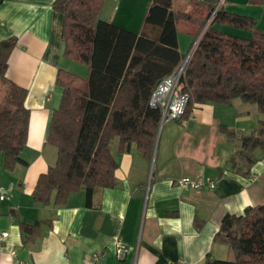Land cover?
Returning a JSON list of instances; mask_svg holds the SVG:
<instances>
[{"label": "crops", "instance_id": "obj_1", "mask_svg": "<svg viewBox=\"0 0 264 264\" xmlns=\"http://www.w3.org/2000/svg\"><path fill=\"white\" fill-rule=\"evenodd\" d=\"M152 0H103L98 17L139 31ZM54 0H0V38L16 37L8 57L6 77L27 88L29 109L23 160L0 169V264H202L207 255L226 258L225 243L214 235L225 213L240 214L247 205L264 202V157L249 174L230 169L237 144L219 126L242 133L264 118L255 103L234 98L230 103H196L178 119L158 127L153 151L144 155L135 144L118 151L115 184L98 187L86 203L83 190L71 192L64 205L37 203L32 190L41 172L56 160L55 145L45 141L51 112L59 105V68L85 76L87 67L64 54L62 14ZM225 10L248 15L264 32V0H222ZM175 12L188 9L186 0H172ZM126 20V23H124ZM132 24V25H129ZM132 26H139L135 29ZM178 47L189 52L201 29L196 21L179 18ZM226 31L247 35L242 29ZM199 30V31H198ZM202 175L213 188H180L175 179ZM39 221V232L24 243L20 222ZM118 243L128 246L122 257ZM103 250L98 259L93 253Z\"/></svg>", "mask_w": 264, "mask_h": 264}, {"label": "trees", "instance_id": "obj_2", "mask_svg": "<svg viewBox=\"0 0 264 264\" xmlns=\"http://www.w3.org/2000/svg\"><path fill=\"white\" fill-rule=\"evenodd\" d=\"M218 1L188 0L194 13L204 11L202 17L188 9L175 12L172 0H152L143 28L133 31L98 17L103 0H54L53 7L62 14L64 54L85 64L87 72L81 76L64 68L57 71L62 93L45 139L55 145L56 160L38 175L31 193L35 202L61 206L71 192L83 190L90 204L96 188L113 186L115 137L120 152L135 144L144 155L152 153L160 112L149 97L157 82L184 59L177 38L180 17L196 21L199 29L207 22L179 78L188 96L183 115L196 103H230L234 98L255 103L264 114V32L253 17L229 12L222 2L217 6ZM16 41L15 36L0 38V83L7 85L0 100V169L6 170L23 162L29 116L27 88L5 75ZM219 128L237 144L229 168L249 174L264 157V118L249 133L225 123ZM20 228L26 243L39 232V221L20 222ZM214 240L225 243L229 254L207 255L202 264H264V202L247 205L240 214L225 213Z\"/></svg>", "mask_w": 264, "mask_h": 264}, {"label": "built area", "instance_id": "obj_3", "mask_svg": "<svg viewBox=\"0 0 264 264\" xmlns=\"http://www.w3.org/2000/svg\"><path fill=\"white\" fill-rule=\"evenodd\" d=\"M222 2L219 0L217 6ZM184 64L182 63L177 69L163 76L156 84L149 97V103L152 106L159 108V121L158 127L164 122L180 118L187 106L188 96L182 91L179 85V78ZM175 183L180 188H191L194 190H201L203 188H213L216 181L210 177H205L199 174L196 175H182L176 178ZM8 197L7 190L0 186V199ZM7 234L6 231L0 232V239ZM128 250V246L123 243H118L116 253L122 257ZM103 250L93 253L94 259L101 256Z\"/></svg>", "mask_w": 264, "mask_h": 264}, {"label": "rangeland", "instance_id": "obj_4", "mask_svg": "<svg viewBox=\"0 0 264 264\" xmlns=\"http://www.w3.org/2000/svg\"><path fill=\"white\" fill-rule=\"evenodd\" d=\"M186 2H187V4H188V0H186ZM190 7L188 6V10H189V12H191L192 14H197V13H201L202 15V17H203V10L202 9H200V10H198L197 12H195L194 13V10L195 9H192V8H190ZM122 21H125L124 23H126V20H122ZM206 23V22H205ZM129 25H132V24H129ZM205 25V24H204ZM132 27H134L135 29H140L139 28V26H132ZM194 42V41H193ZM193 42H192V44H193ZM192 44H191V46H192ZM187 53L188 52H185V56L187 55ZM184 60V59H183ZM183 62V61H182ZM6 84L5 83H0V100L2 99V96H3V94H4V91H5V89H6Z\"/></svg>", "mask_w": 264, "mask_h": 264}, {"label": "water", "instance_id": "obj_5", "mask_svg": "<svg viewBox=\"0 0 264 264\" xmlns=\"http://www.w3.org/2000/svg\"><path fill=\"white\" fill-rule=\"evenodd\" d=\"M206 23H207V22H206ZM206 23H205V25H206ZM205 25L202 27V29H201V31L199 32V34H198L197 38H196V39H195V41L193 42V44H192V46H191V48H190L189 52H188V53H187V55L184 57L183 64H184V63H185V61L187 60V58H188V56H189L190 52L192 51V48L194 47V45H195V43H196V41H197L198 37L200 36V34H201V32H202L203 28L205 27Z\"/></svg>", "mask_w": 264, "mask_h": 264}, {"label": "clouds", "instance_id": "obj_6", "mask_svg": "<svg viewBox=\"0 0 264 264\" xmlns=\"http://www.w3.org/2000/svg\"><path fill=\"white\" fill-rule=\"evenodd\" d=\"M183 63V62H182Z\"/></svg>", "mask_w": 264, "mask_h": 264}]
</instances>
